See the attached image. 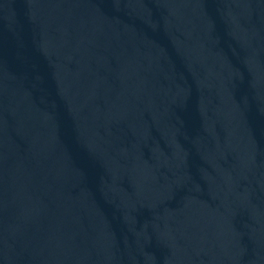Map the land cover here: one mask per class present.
I'll list each match as a JSON object with an SVG mask.
<instances>
[{"label": "water", "instance_id": "1", "mask_svg": "<svg viewBox=\"0 0 264 264\" xmlns=\"http://www.w3.org/2000/svg\"><path fill=\"white\" fill-rule=\"evenodd\" d=\"M0 264H264V0H0Z\"/></svg>", "mask_w": 264, "mask_h": 264}]
</instances>
